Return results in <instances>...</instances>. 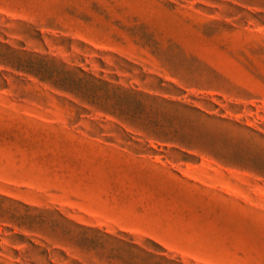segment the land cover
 Returning <instances> with one entry per match:
<instances>
[{
  "label": "rangeland",
  "instance_id": "rangeland-1",
  "mask_svg": "<svg viewBox=\"0 0 264 264\" xmlns=\"http://www.w3.org/2000/svg\"><path fill=\"white\" fill-rule=\"evenodd\" d=\"M0 264H264V0H0Z\"/></svg>",
  "mask_w": 264,
  "mask_h": 264
}]
</instances>
